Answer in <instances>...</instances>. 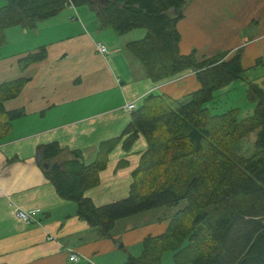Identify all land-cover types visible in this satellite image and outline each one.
Listing matches in <instances>:
<instances>
[{"label": "trees", "instance_id": "trees-1", "mask_svg": "<svg viewBox=\"0 0 264 264\" xmlns=\"http://www.w3.org/2000/svg\"><path fill=\"white\" fill-rule=\"evenodd\" d=\"M5 1L0 7V47L11 27L34 29L69 5H87L97 13L101 27L119 35L146 30L126 47L154 82L195 71L200 88L179 98L149 94L132 111L123 133L100 143L90 164L80 150L57 161L64 150L57 141L38 146L47 179L60 197L77 203V215L100 237H113L117 222L128 217L169 212L162 217L168 220L165 232L145 237L140 255H130L124 264H166V252L173 253L171 264H264V89L248 82L247 97L255 104L251 113L241 116L235 106L219 110L228 98L218 92L244 79L243 48L210 57H200L197 50L181 53L178 23L192 0ZM46 53L45 46L28 53L19 60L21 70L45 59ZM27 81L21 77L0 83V140L23 115L22 109L9 110L4 103L16 98ZM256 129L255 153L236 151V143ZM139 135L147 148L132 171L128 195L95 204L86 191L100 183V172L115 147L123 141L129 151ZM127 165L122 159L117 167Z\"/></svg>", "mask_w": 264, "mask_h": 264}, {"label": "crops", "instance_id": "crops-1", "mask_svg": "<svg viewBox=\"0 0 264 264\" xmlns=\"http://www.w3.org/2000/svg\"><path fill=\"white\" fill-rule=\"evenodd\" d=\"M5 3L0 0V6ZM178 28L183 54L197 50L200 57L222 51L231 55L243 48L245 77L240 81L264 89V0H192ZM118 35L111 27H101L97 13L87 5H69L34 29L6 30L0 83L21 77L28 81L16 98L4 103L9 110L22 109L23 115L0 140V264H124L130 255H140L145 237L165 232L168 220L162 217L170 214L153 215L154 210L148 211L151 217L140 213L141 222L131 219L140 214L120 220L113 237H100L77 215V203L59 196L39 164L38 146L53 141L64 149L57 161L80 150L90 164L100 143L120 136L129 124L132 111L124 110L127 102L139 107L152 93L179 98L200 88L193 69L154 82L127 50L132 40L121 41ZM99 42L107 46L106 54L98 51ZM40 46L46 47L45 59L21 70L19 60ZM231 85L223 89L227 98ZM146 148L143 135L129 151L119 143L100 172V183L86 195L97 205L127 195L132 171ZM122 159L128 165L117 167ZM18 209L33 211L35 220L22 221ZM73 252L77 261L71 259Z\"/></svg>", "mask_w": 264, "mask_h": 264}, {"label": "rangeland", "instance_id": "rangeland-1", "mask_svg": "<svg viewBox=\"0 0 264 264\" xmlns=\"http://www.w3.org/2000/svg\"><path fill=\"white\" fill-rule=\"evenodd\" d=\"M142 31H144V32H142ZM144 33H146V30H144V29H136L134 31L128 32L127 36H120L118 34L117 35L119 37H122L121 41H123V40H128L129 41V40L137 39V38H140V37L144 36L145 35ZM123 35H125V34H123ZM101 38L103 39V36ZM133 59H134V61L136 63V66L138 65V66H140L143 69V65L141 64V62H139V60H137L135 57H133ZM260 70L261 71L264 70V66H261ZM261 71H256V73L254 71H252L251 73L252 74L255 73V75H257V74H261L260 73ZM243 85H244L243 81H240V80L234 81L232 83V85H231L232 88L229 91V97L226 100V101H228V103H226V101H224L223 103L220 102V105H222V106H221V108H219V110L228 109L231 106H235V107L240 108L241 116H244V115H246L249 112L250 113L253 112L255 104H252L249 101L248 97H247V92H246L247 83L244 85V88H243ZM218 93H223V90L219 91ZM218 112H221V111H218ZM258 132H259V129H256V130L250 132L247 136L241 138L235 145L236 151H238V152H240V153H242L244 155H247V156H251L252 154H254L255 151H256L255 141H256ZM127 195L126 194L125 195H120L119 198L120 199L124 198ZM153 213H155L153 215H156V213H158L160 215L162 213L163 214L168 213V211L166 209H164V210L154 211ZM146 215L151 217L152 214L150 212H148ZM131 219L133 221L141 222L144 219V217L142 216V214H140L137 218L136 217H132ZM172 260H173V253L172 252H166L164 254V256H163V261L166 264H171Z\"/></svg>", "mask_w": 264, "mask_h": 264}, {"label": "built area", "instance_id": "built-area-1", "mask_svg": "<svg viewBox=\"0 0 264 264\" xmlns=\"http://www.w3.org/2000/svg\"><path fill=\"white\" fill-rule=\"evenodd\" d=\"M97 49L102 54H106L108 51L107 46L101 42L97 43ZM136 108H137L136 102H127L124 105V110H126V111H133ZM17 216L19 219H21L22 221H24L26 223H29V222H32L35 220L34 212L33 211H27L25 209H18ZM51 239H53V237H51ZM71 259L77 261L79 259L77 253L73 252L71 254Z\"/></svg>", "mask_w": 264, "mask_h": 264}]
</instances>
